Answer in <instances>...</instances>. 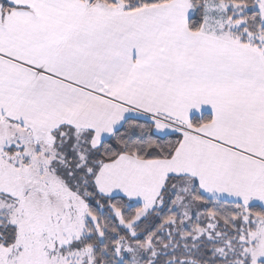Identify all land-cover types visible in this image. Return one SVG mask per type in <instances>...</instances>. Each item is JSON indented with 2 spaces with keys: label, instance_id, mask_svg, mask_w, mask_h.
Listing matches in <instances>:
<instances>
[{
  "label": "snow or ice",
  "instance_id": "obj_1",
  "mask_svg": "<svg viewBox=\"0 0 264 264\" xmlns=\"http://www.w3.org/2000/svg\"><path fill=\"white\" fill-rule=\"evenodd\" d=\"M0 264H264V0H0Z\"/></svg>",
  "mask_w": 264,
  "mask_h": 264
}]
</instances>
